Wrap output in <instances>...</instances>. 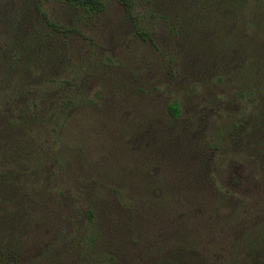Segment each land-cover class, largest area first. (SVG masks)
Instances as JSON below:
<instances>
[{
    "label": "rangeland",
    "instance_id": "rangeland-1",
    "mask_svg": "<svg viewBox=\"0 0 264 264\" xmlns=\"http://www.w3.org/2000/svg\"><path fill=\"white\" fill-rule=\"evenodd\" d=\"M32 1L0 0V33L8 27L7 15ZM255 4L258 0H248L241 15L234 18V31L237 28L239 37L232 35L233 30L215 25L220 19H215L211 5L200 4L198 9L182 13V18L189 19L191 28L198 32L177 33L168 41L157 32L153 37L159 50L165 52L160 59V51L136 37L114 3L106 14L96 18L77 17L58 3H39L49 18L64 25L75 23L85 35L83 38L70 34L64 43L57 44H62L58 55L64 59L57 72L74 78L78 90L75 106L58 120L56 133L47 140L46 151L53 153L58 162L54 165L57 173L53 182L61 192H79L70 210L76 226L86 222V208H92L98 218L106 203L119 204L121 208L108 207L103 212L106 218L119 216L118 228L99 236L103 242L111 239L107 244L117 252V264H156L155 257L172 253L174 264H228L234 255L233 233L250 230L264 210V173L261 166L252 164L248 152L257 144L256 134L248 135L246 125L237 126L234 133L221 126L239 117L237 106L241 102L234 95V74L228 71L221 84L213 78L224 67L222 64L228 63L226 50L243 53L252 49L264 56V20L254 27L249 14ZM259 13L263 15L264 10ZM28 19L52 41H58L43 27L39 14L32 11L31 16L19 12L14 21L19 33ZM32 49L37 56L39 43L34 42ZM218 52H222L219 58ZM192 55H204L200 61L209 63L210 71L204 81L200 79L201 71L190 75L183 68L184 57L192 59ZM167 66L171 77L165 75ZM22 81L13 79L5 90L0 106L4 129L8 115L22 100L37 93L38 75L28 80L30 87L26 88ZM220 87L224 95L218 92ZM61 89L57 86L47 90L50 98L43 105L49 106L53 93ZM228 94L232 95L229 103ZM212 99L224 104L214 107L209 102ZM172 100L179 107L175 118L165 108ZM220 134L216 155L205 166V170L209 169L205 174L206 143H212ZM47 135L43 133V137ZM231 142L239 144L242 151L231 150ZM20 143L19 138L4 132L0 135V152ZM24 169L25 165L19 162L15 175L18 197L27 194L38 207L41 188ZM71 195L63 197L66 206L73 199ZM224 203L234 210L228 218H222L221 211H217ZM128 207L136 215L130 237V220L128 227L127 210L122 209ZM3 208L9 206L5 204ZM171 248L177 250L172 252ZM263 250L261 243L250 254L257 256ZM92 257L96 258V254L92 253ZM0 264L11 262L3 258Z\"/></svg>",
    "mask_w": 264,
    "mask_h": 264
},
{
    "label": "trees",
    "instance_id": "trees-1",
    "mask_svg": "<svg viewBox=\"0 0 264 264\" xmlns=\"http://www.w3.org/2000/svg\"><path fill=\"white\" fill-rule=\"evenodd\" d=\"M42 1L64 5L80 18H96L104 15L108 12L109 5L114 3L119 7L122 17L130 25L136 37L154 50L160 51L153 37L157 32H161L166 41L177 33L186 35L198 32V29L191 28L189 19L182 18V13L198 9L200 4L211 5L215 19L224 20H219L215 24L217 27L220 26L222 30H233L230 31L233 36H241L237 28L234 31L233 21L241 15L248 0H33L31 4H27V7L14 8L7 15L8 27L0 33V106L3 105L5 90L11 86L13 79L15 81L23 79L22 82L27 88L31 84L28 80L38 75L39 87L35 96L22 100L18 108L8 115L7 129H4L5 123L2 125L0 122V135L8 131L13 138L21 140L20 144L12 145L0 152V260L9 258L11 264H117L115 261L117 252L107 244L111 239L106 238L103 242L99 240V236L118 228L119 216L106 218L103 212L108 207L121 208L119 204L106 203L98 218L93 215L92 208H86L83 211L86 222L76 226L75 222L72 223L70 210L80 196L79 192L73 189H65L61 192L55 188L53 182V177L57 173L54 165H58V162L53 153H47L46 149L49 146L47 140L56 133L58 120L75 106L77 100L75 92L78 90L74 78L68 79L61 74V71L57 72L58 68H61L59 65L64 62V59L58 55L62 44L59 46L57 44L60 41L64 43V39H69L70 34H77L83 38L85 35L75 23L64 25L49 18L40 8L39 3ZM262 3V0H258V5L255 4L254 9H250L249 14L254 27L264 20V14L259 13L264 10ZM31 11L39 14L43 27L48 29L58 41H52L49 35L43 34L29 19L27 24L22 26V33L16 30L14 21L17 20L19 12L30 13L31 16ZM262 24L264 26V22ZM34 42L39 43L37 56L32 49ZM224 53L228 55V63H221L224 67L214 73L213 78L219 84L225 83L224 77L232 70L231 73L234 74L232 84L236 83L234 95L241 104L237 106L239 117L221 126L224 129L229 127L234 133L237 131L235 129L237 126L246 125L248 135L256 134L257 144L248 152L251 154L252 164L261 166L263 174L264 93L261 92L264 91V56H259L252 49H247L243 53L234 50H226ZM160 55L162 56L160 59H163L165 52L160 51ZM221 55L222 52L217 53V57ZM197 56L192 55V59L184 57L183 68L186 74L190 75H197L201 71L200 79L204 81L209 74L210 66L207 65L209 63L200 61L204 59L202 58L204 55ZM169 74L170 70L167 66L165 75ZM228 79L231 82V78ZM57 86H61L62 89L53 93L50 105L45 107L44 101L50 98L47 90ZM218 92L224 95L223 88L220 87ZM231 97L232 95H227L228 103ZM209 102L214 107L224 104L214 99ZM165 108L170 117L179 116L176 100L167 103ZM43 133L48 135L43 137ZM221 138L222 134L212 143H206L208 153L203 154L204 170L206 165L212 163L219 146L216 141H221ZM228 146L231 150L242 151V147L235 142H231ZM19 162L25 165L24 171L30 176L31 181L39 184L41 188V197L37 200L38 207L32 204L29 195L18 197L15 175ZM208 170L206 168L205 174H208ZM228 171L234 182L231 169L229 168ZM67 193H71L73 199L66 206L63 197ZM232 203L237 205L234 200ZM5 204L9 208L4 209ZM122 209L127 210L128 227L130 220L128 230L130 237L131 224L134 225L136 215L135 212L133 215L128 211L130 207ZM231 209L229 204L224 203L217 211H221L222 218H228L234 213ZM263 211L261 210L255 219V225L250 230L233 233L231 254L234 255H231L228 264H264V250L257 256L250 254L254 246L264 243ZM106 221L109 224H105ZM149 250L153 253L152 247ZM175 250L170 249L172 252ZM92 253L96 254V258L92 257ZM173 256L172 253L165 257H155L158 261L156 264H174Z\"/></svg>",
    "mask_w": 264,
    "mask_h": 264
}]
</instances>
